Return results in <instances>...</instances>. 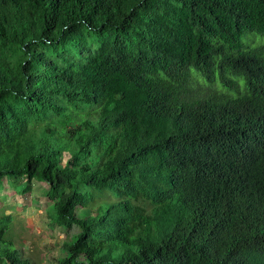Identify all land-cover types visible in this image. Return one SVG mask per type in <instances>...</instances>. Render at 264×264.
Instances as JSON below:
<instances>
[{
    "label": "trees",
    "instance_id": "1",
    "mask_svg": "<svg viewBox=\"0 0 264 264\" xmlns=\"http://www.w3.org/2000/svg\"><path fill=\"white\" fill-rule=\"evenodd\" d=\"M247 34L264 0H0V189L49 187L56 264H264ZM10 223L0 264H33Z\"/></svg>",
    "mask_w": 264,
    "mask_h": 264
},
{
    "label": "rangeland",
    "instance_id": "2",
    "mask_svg": "<svg viewBox=\"0 0 264 264\" xmlns=\"http://www.w3.org/2000/svg\"><path fill=\"white\" fill-rule=\"evenodd\" d=\"M255 36L247 34L246 38ZM251 45H259L264 41L252 37ZM0 189V215L11 216L6 240L15 243L22 253L32 260L33 264H56L61 258L62 242L65 234L59 229L50 227L52 204L47 200L48 186L34 181L32 191L25 197L18 194L5 180ZM88 210H79L85 217ZM75 232V230H74Z\"/></svg>",
    "mask_w": 264,
    "mask_h": 264
}]
</instances>
